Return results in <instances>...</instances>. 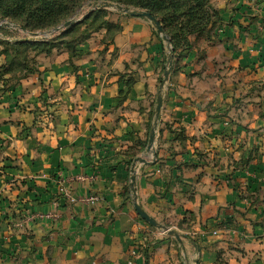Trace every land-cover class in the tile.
Wrapping results in <instances>:
<instances>
[{"label":"crops","instance_id":"1","mask_svg":"<svg viewBox=\"0 0 264 264\" xmlns=\"http://www.w3.org/2000/svg\"><path fill=\"white\" fill-rule=\"evenodd\" d=\"M211 3L215 40L169 72L149 151L166 52L146 17L112 60L0 84V264H264V0ZM132 173L179 237L136 213Z\"/></svg>","mask_w":264,"mask_h":264},{"label":"rangeland","instance_id":"2","mask_svg":"<svg viewBox=\"0 0 264 264\" xmlns=\"http://www.w3.org/2000/svg\"><path fill=\"white\" fill-rule=\"evenodd\" d=\"M100 1H106L109 5L97 6ZM89 2L93 5L88 6ZM119 6L133 10L142 9L112 0H89L83 2L72 14L59 19L57 23L40 28H24L20 19H12L0 14V84L6 81L14 85L22 78H38L42 69L48 67V64L54 60L59 63L69 60L72 65V58L84 49V53H93L96 59H114L119 54L118 47L114 45L116 35L126 29L130 32L136 30L131 19L132 15L123 11ZM69 19L72 20L71 24L53 31ZM152 36L159 40V53L166 52L159 72V94L168 99L173 98L169 90L172 87L169 75L168 78L164 77L167 59L169 56L172 58L174 67L171 66V69L177 70L180 68L182 56L187 55L190 49L183 51L180 57H176L170 40L163 39L154 26ZM189 38L192 43H196L197 37L194 34L189 35ZM149 39L143 43L144 46L147 43L151 44ZM182 41L179 42L178 52L181 51ZM156 115L157 112L153 119L157 122L154 124L157 135L160 128ZM140 156L148 159L147 154ZM133 199L136 200L135 193H133Z\"/></svg>","mask_w":264,"mask_h":264},{"label":"trees","instance_id":"3","mask_svg":"<svg viewBox=\"0 0 264 264\" xmlns=\"http://www.w3.org/2000/svg\"><path fill=\"white\" fill-rule=\"evenodd\" d=\"M89 0H0V14L20 19L24 28H40L57 23ZM147 10L158 18L173 52L180 57L191 48L189 35L203 41L215 40L213 26L220 20L211 0H112ZM60 19V20H59ZM180 40L181 51L178 52ZM144 145V142H143Z\"/></svg>","mask_w":264,"mask_h":264},{"label":"water","instance_id":"4","mask_svg":"<svg viewBox=\"0 0 264 264\" xmlns=\"http://www.w3.org/2000/svg\"><path fill=\"white\" fill-rule=\"evenodd\" d=\"M92 5H93L92 2H89L88 3V6H92ZM108 5H109V3L106 2V1H100L97 4V6H104V7L105 6H108ZM119 8H121L123 11L128 12L132 16H143V17L148 18L151 21V23L153 24V26L156 28V30L162 35L163 39L168 40L167 36L164 33V30L162 28V25H161V23L158 20V18L155 17L154 15H152L147 10H144V9L133 10V9H128V8L122 7V6H119ZM71 23H72V20L69 19V20L65 21L63 24H61L60 26H58L55 29H53V31H56V30L60 29L61 27L67 26V25H69ZM172 64H173V60L169 56L168 59H167V68L164 70V77L165 78H168V75H169V72L171 70ZM156 100H157V103H156L155 111L158 113L160 111L161 104H162V95L159 94L157 96ZM154 137H155V128L153 126L151 128V131H150V134H149V137H148V142H147V145H146V151H149L151 149L152 143H153V140H154ZM137 162H146V159L143 156H137L134 159V164L137 163ZM130 185H131V189H132L133 193H135V174L134 173H132L131 176H130ZM133 205H134V209H135L136 213L141 218H143L144 220H146L147 222H149L151 225L163 229L168 234H172V235H174L176 237H179L178 234L172 228L166 227V226L160 224L159 222H157L155 220L154 217H152L151 215H149L142 208V206L138 203L137 200H134Z\"/></svg>","mask_w":264,"mask_h":264},{"label":"built area","instance_id":"5","mask_svg":"<svg viewBox=\"0 0 264 264\" xmlns=\"http://www.w3.org/2000/svg\"><path fill=\"white\" fill-rule=\"evenodd\" d=\"M63 195H64L67 199H69V200H71V201L74 200V197L71 196V195L69 194L68 191L64 192ZM97 199H98V196H96V195H89V196H85L84 198H82L83 201H86V202H89V203H93V202H95Z\"/></svg>","mask_w":264,"mask_h":264}]
</instances>
